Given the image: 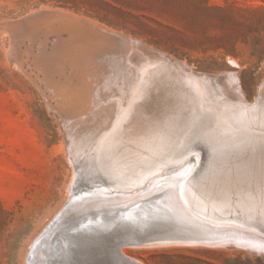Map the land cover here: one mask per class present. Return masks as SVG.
<instances>
[{"label":"rangeland","instance_id":"1","mask_svg":"<svg viewBox=\"0 0 264 264\" xmlns=\"http://www.w3.org/2000/svg\"><path fill=\"white\" fill-rule=\"evenodd\" d=\"M228 69L246 100L264 102V0H0V264H29L73 193H138L176 166L192 177L184 192L209 202L189 196L203 215L264 237V217L243 206L264 212V118L239 120L217 82ZM110 231L89 234L81 258ZM123 249L139 264H264V251L233 244Z\"/></svg>","mask_w":264,"mask_h":264},{"label":"bare ground","instance_id":"2","mask_svg":"<svg viewBox=\"0 0 264 264\" xmlns=\"http://www.w3.org/2000/svg\"><path fill=\"white\" fill-rule=\"evenodd\" d=\"M233 64L237 66L236 62H233ZM225 70L227 71V69ZM228 70L229 71L226 74L224 73L225 76L219 78L217 82L219 84H225L224 90L226 91V93L229 94V91L234 92V94L231 95H233V98H236V101L232 99L230 100L232 101L231 103H233L234 107L237 109L239 120L245 125H254L258 123L257 121H259L261 117L264 118V102H256V104L254 105L246 100V96L244 98L241 90H239L238 73L233 70L230 71V69ZM185 80L189 87L194 89L198 93H204V91L208 89L205 79H199L192 73L188 74ZM242 127L244 128V126ZM235 130L237 129L235 128ZM218 141L220 142L219 147H223L224 144H227L226 140H224L223 137L218 138ZM154 151L158 153L159 151H161V147L156 146L153 149V152ZM86 152L87 151H85V153ZM94 152H97V150ZM194 152L195 151L191 153ZM80 154H82V152ZM190 158H188L187 160H189ZM199 158H201V156ZM78 159L80 160L79 156ZM201 159L203 160V158ZM201 162L199 164L200 166ZM179 163L181 164V162ZM174 164H170L169 168H172ZM167 166L168 164L166 165V167ZM166 167L164 169L168 168ZM176 168L177 166L173 168L175 169L174 171H171L166 175L157 176V178H154L147 187H140L143 189H141V191L138 193L128 192L127 190H119L120 192L118 191L117 194L114 195L115 192H109L106 194L103 191L97 189L96 191L101 197L96 199H92V197H86L80 199L79 201H76V197L78 195L73 193L68 204L62 209L60 214L57 215L55 220L52 222L53 224L48 229H46V231L42 235H40L38 239H36V242L34 241L35 243L31 247L32 253L29 257V264H126V260H131L129 259L131 257L127 258L125 256V250L123 248L126 246H122L119 249L116 248V250L112 249L111 239H107L106 244L104 243L102 245L103 248L101 252H97L93 249L91 250L90 254L84 258H81L83 252H79L77 251V249L81 251L83 249L82 245H91L94 243V237H89V234H92V232L98 233L97 236L99 237L102 231L107 230H111V235L114 234L115 231L125 234V232L130 231L128 229L129 226H133L135 230L140 229L144 231V229L150 227L154 222L167 224L170 223L174 226H177L179 231H185L186 235L190 236L191 234L193 235V237L182 236L175 238H164L161 240L149 242L147 244L135 246L152 247L166 245L199 244L208 246H221L225 244H233L241 248L253 249L259 252L264 251V237L260 234V231L253 224H246L244 222L236 220L231 221V216V218L229 217L230 219H221L215 216L208 215L205 216V214L203 215L201 211L195 208L193 203L189 201L190 198H195L196 201H198H195V203H197L199 207H201L202 205L207 206L209 202L203 200V198L199 197V195L193 190L191 191V196L184 192V189L182 188H184L183 185L187 180L188 175L185 170H176ZM117 171V174H123L125 172L124 170ZM168 171L170 170L168 169ZM87 172H89V170L85 171L86 175ZM98 172L99 171H97V173ZM104 172L106 173V171ZM191 175L192 174L190 173V176ZM193 175L195 174L193 173ZM106 176L108 177V175ZM191 178L188 177V179ZM106 182L108 183V181ZM188 182L191 181L189 180ZM104 187L105 189H109L106 186ZM108 194H110L109 197ZM111 205H122L123 207L118 209H111L109 208ZM243 206H245V209L247 211H254L249 212V215L251 217H253L255 214H260L264 217V212L260 211L259 208L254 207V205L243 204ZM211 207L213 209L217 208L218 210H222L225 205L219 202H212ZM114 209H117V211L114 212ZM72 213L77 214V218L76 220H70L69 224L67 225L66 217L70 216ZM37 253H39L41 256H44L45 262H39L37 260ZM131 261L139 264V262L137 261Z\"/></svg>","mask_w":264,"mask_h":264},{"label":"water","instance_id":"3","mask_svg":"<svg viewBox=\"0 0 264 264\" xmlns=\"http://www.w3.org/2000/svg\"><path fill=\"white\" fill-rule=\"evenodd\" d=\"M130 231L125 234L120 232H114L111 238V248H121L122 246H135L147 244L152 241L161 240L164 238H175V237H193L186 235L185 231H179L177 226L167 223L154 222L150 227L140 230H135L133 226H129ZM123 234V235H122ZM116 258V257H115ZM128 264H137L131 260H126ZM125 262V263H126ZM126 263V264H127Z\"/></svg>","mask_w":264,"mask_h":264}]
</instances>
